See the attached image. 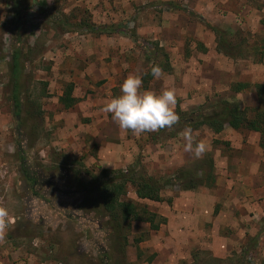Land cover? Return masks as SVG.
<instances>
[{"label": "rangeland", "instance_id": "obj_1", "mask_svg": "<svg viewBox=\"0 0 264 264\" xmlns=\"http://www.w3.org/2000/svg\"><path fill=\"white\" fill-rule=\"evenodd\" d=\"M13 1L0 0V200L15 219L0 264H264V135L193 129L177 113L218 100L249 116L264 107L255 87L264 85V0H21L19 20ZM150 51L169 58L159 79L149 76L159 63ZM130 74L144 90L175 89V125L137 135L102 110ZM236 83L249 88L235 93ZM187 128L206 145L198 158L184 151ZM20 148L49 202L23 178ZM103 170L172 179L160 202L131 184L122 197L158 231L146 220L116 227L93 183Z\"/></svg>", "mask_w": 264, "mask_h": 264}, {"label": "trees", "instance_id": "obj_2", "mask_svg": "<svg viewBox=\"0 0 264 264\" xmlns=\"http://www.w3.org/2000/svg\"><path fill=\"white\" fill-rule=\"evenodd\" d=\"M13 2L15 9H17L15 17L19 20L22 18L19 11L20 9L25 8L26 5H24L21 0H14ZM45 15L49 19L53 18L51 17L52 14L50 13L46 12ZM79 27H84L91 31H95L94 27L87 24L79 25ZM213 30L218 34L223 42V32L215 28ZM221 39L220 44L222 45L223 43L221 42ZM21 50L22 49L16 48L12 60V76L14 82V92L16 94L14 101V110L17 118H19L22 107L21 101L17 98V94L19 93L18 79L21 73ZM145 50L147 52L149 49L146 47ZM150 52H152L153 58L155 57L156 61L159 62L154 66H159L164 72H168V56L163 54L162 52L159 54H157L156 51L155 53L153 51ZM149 76L153 78V76L151 75V71L149 73ZM255 87L259 89L261 95L264 93V85L255 84ZM247 88H249V84L236 83L233 85L232 90L235 93H240ZM72 93L73 88L72 86H70V88H68V90L66 91V95L61 98V101L66 106V108H71L74 106L75 99L72 97ZM252 111L254 112V115L249 116L247 108L242 109L237 103L231 102L229 100H218L215 104L211 105L209 110L200 111L197 114H191L189 118L186 117V115L181 114L180 108H177L178 115H180L181 118H184L183 120H185L188 123V126L193 129L207 127L214 134H220L224 131L225 127H230L234 130H247L264 135V107H260ZM21 125L22 123H20V126ZM18 153L19 160L21 161L20 172L26 183L29 185V188L32 190L33 195L49 202L46 199V195L40 196L39 192L37 191V187L40 185L38 174L32 171L27 166V161L25 156L23 155L21 148ZM185 174L186 173L184 171H180L175 177H173V180L179 182L184 178ZM101 176V178L96 177L93 183L100 193L105 212L112 218L114 222L117 223L116 227H121L122 223H128L135 220H146L151 224L153 230H159L160 225L155 224L153 218L142 217L141 212L138 210V208L133 203L123 201L122 197L127 192V185L131 184L135 187L136 194L140 199H150L156 202H160L162 201L160 195L161 191L165 187L172 184V179L140 178L136 177L133 170L116 171L112 173L108 170H103L101 172ZM190 185L194 186V183L191 182Z\"/></svg>", "mask_w": 264, "mask_h": 264}, {"label": "clouds", "instance_id": "obj_3", "mask_svg": "<svg viewBox=\"0 0 264 264\" xmlns=\"http://www.w3.org/2000/svg\"><path fill=\"white\" fill-rule=\"evenodd\" d=\"M163 70L153 66L151 75L159 79ZM177 103L175 89L154 92L143 89V78L140 75H129L121 85V94L109 100L103 111L110 113L121 130L132 131L134 134L156 131L162 128H171L179 121L174 112ZM185 152H191L200 157L206 150L203 142H193V130L187 128L183 133ZM9 210L0 206V237L9 228Z\"/></svg>", "mask_w": 264, "mask_h": 264}, {"label": "built area", "instance_id": "obj_4", "mask_svg": "<svg viewBox=\"0 0 264 264\" xmlns=\"http://www.w3.org/2000/svg\"><path fill=\"white\" fill-rule=\"evenodd\" d=\"M0 206H4L3 203L1 202V200H0ZM14 224H15V219L13 217H9V228L6 231V233L3 235V237H0V244H1V240L4 238V236L10 230V228L14 226Z\"/></svg>", "mask_w": 264, "mask_h": 264}]
</instances>
